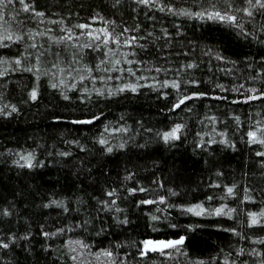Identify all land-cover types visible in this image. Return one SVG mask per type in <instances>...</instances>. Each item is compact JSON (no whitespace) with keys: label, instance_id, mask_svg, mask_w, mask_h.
Masks as SVG:
<instances>
[{"label":"trees","instance_id":"16d2710c","mask_svg":"<svg viewBox=\"0 0 264 264\" xmlns=\"http://www.w3.org/2000/svg\"><path fill=\"white\" fill-rule=\"evenodd\" d=\"M28 2L45 15L13 3L0 21L13 35L0 47V264H264V218L249 217L264 211V146L247 136L264 138V98L248 99L264 93V9L217 3L233 23L209 19V0ZM197 204L203 215L186 211ZM181 237L142 255L145 240Z\"/></svg>","mask_w":264,"mask_h":264},{"label":"snow or ice","instance_id":"6c2138e0","mask_svg":"<svg viewBox=\"0 0 264 264\" xmlns=\"http://www.w3.org/2000/svg\"><path fill=\"white\" fill-rule=\"evenodd\" d=\"M136 2L138 4L149 6L151 3L154 2V0H136ZM209 2L211 3V6L213 8V11L207 13L209 19H219V20L227 19V20H229V21H231L233 23H236V16L235 15H229L227 13V10H225V14L224 15H222L220 11L215 10L217 3L223 2L225 4H230L231 2H233V0H209ZM13 3L21 4L23 6L22 7V11L25 12V13L32 12V13H34V15L36 17H43L45 15L44 12L35 11V9L33 7V4L28 2V0H0V21H4V10L7 9L9 4H13ZM246 3H247V5L249 7L242 9V11H244L248 16L253 15L252 11H250L249 8H255V7L258 6L260 9H264V0H246ZM161 10H163V9H161ZM186 14L191 15V13H186ZM195 15L203 17L205 15V13L204 12H197ZM5 23H6V21H5ZM51 23H57V21H51ZM60 23H62V21H60ZM0 26H2V25H0ZM75 27L80 28V29H88V28H90V25L89 24H78V25H75ZM97 31L99 33H102V35H103L102 43L105 46L109 43V41H111L113 44L117 45V47L120 46V44H121L120 35H122V34L113 36V34L110 33L106 28L98 29ZM125 31H127V29H125ZM67 32H68V34L66 36H64V37H61L60 40H58L57 42H61V41H64V40H69V41L72 40L73 39V35L71 33V29H67ZM87 35L92 37L95 40H101V36L100 35L93 36V33L91 31L87 32ZM30 38H32V37L30 36ZM22 39H23V36H16L15 37L16 41H20ZM10 40H13V35L11 33H9L7 35H4V34L0 33V47H8V45L6 43H3V42L4 41H10ZM135 40H136V37H131L128 40H124V42H123L124 46H131L132 42L135 41ZM29 46L33 47V48L36 47L35 44L29 45ZM109 51L111 52L113 50L109 49ZM36 59L38 60L39 57H37ZM4 62L5 61L0 60V63H4ZM14 63L17 64V65H20L21 64V60L20 59H16L14 61ZM115 63L119 64V60H116ZM52 67L57 69V73H63L65 71L64 68H61L57 64H53ZM189 67H192V65H189ZM25 70L26 71H33L32 68H26ZM57 73H52V75L55 76ZM171 86L173 88H179V84L177 82H175V81L172 83ZM53 87H56V85L53 84ZM132 90L135 91V88H133ZM249 91L251 93H255L256 92L255 89H250ZM30 97L33 100H35L37 98V91L35 89L30 93ZM193 98H194V96L190 95V96H185V97L179 99V101L174 105V108H179L182 104H184L186 102V100H191ZM261 98H264V93H261L260 95L252 94V95H250L248 97L249 100H256V99H261ZM245 102H247V101H245ZM13 110H15V109H13ZM238 119L239 118H237V120ZM77 123H92V121L91 120H84V121H77ZM181 128H182V125L178 124L171 131L164 133L163 134V139L165 140V142H167L169 139H175V140L180 139L178 133L180 132ZM247 136L251 139V143H253V144H257L258 143V144L264 146V138H259L258 135H257V131H249L247 133ZM100 143L103 144L104 141L101 140ZM108 151H111V148H109ZM257 155L264 156V151L258 152ZM31 166L32 165L29 163L28 167H31ZM131 191L135 192L136 190L132 189ZM141 191H144V189H141ZM233 191H234L233 187H228L227 188V193L229 195H231L233 193ZM108 195L111 196V195H113V193H108ZM209 199H211V197H209ZM153 202L154 201H151V200L142 201V203H145V204H151ZM160 202L163 203L164 202L163 199H161ZM186 211H188L190 213H193L195 215H203L206 210L204 209L202 204H197V205H195L193 207L187 208ZM231 211H233V210L230 209L227 212H225L224 208L221 207V208L215 209L214 213H212V214H215V215H221V214L230 215ZM249 217H250L252 226L260 225L261 224V219L260 218H264V211H261L260 213H254V212L253 213H249ZM153 219H156V217H153ZM261 226H264V225H261ZM45 235H48V234L45 233ZM183 242H184V238L183 237H181L178 240H169V241H166V242L165 241L145 240V241H143V248H142L141 252H142V255H146L148 252H156V251H160L161 253H163L165 249L176 248V246L183 244ZM262 242H264V241H262ZM0 247L7 248L8 244H0ZM104 255L111 257L112 253L106 251V252H104Z\"/></svg>","mask_w":264,"mask_h":264},{"label":"rangeland","instance_id":"374dc122","mask_svg":"<svg viewBox=\"0 0 264 264\" xmlns=\"http://www.w3.org/2000/svg\"><path fill=\"white\" fill-rule=\"evenodd\" d=\"M166 242V241H165Z\"/></svg>","mask_w":264,"mask_h":264}]
</instances>
